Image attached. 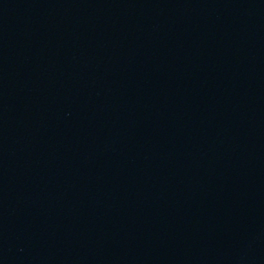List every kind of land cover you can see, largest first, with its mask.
Listing matches in <instances>:
<instances>
[{"label": "water", "instance_id": "95a60500", "mask_svg": "<svg viewBox=\"0 0 264 264\" xmlns=\"http://www.w3.org/2000/svg\"><path fill=\"white\" fill-rule=\"evenodd\" d=\"M0 264H264V0H0Z\"/></svg>", "mask_w": 264, "mask_h": 264}]
</instances>
